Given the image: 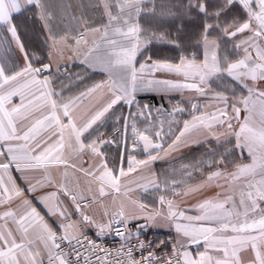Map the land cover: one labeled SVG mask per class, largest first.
Masks as SVG:
<instances>
[{
	"label": "snow or ice",
	"instance_id": "6c2138e0",
	"mask_svg": "<svg viewBox=\"0 0 264 264\" xmlns=\"http://www.w3.org/2000/svg\"><path fill=\"white\" fill-rule=\"evenodd\" d=\"M149 2L152 3L149 11L156 15V0ZM97 6L107 22L102 28L84 23V31L72 36L74 45H70L68 32L58 35L54 30V16L45 0H0V50L18 49L24 61L6 68L0 60V264H93V256L96 264H107L100 253L107 257L111 252L89 238L85 226L96 229L97 239L112 232L121 237L124 243L115 251L125 259H114L112 264H264V0H188L187 4L176 8V12L182 18L195 10L202 19L196 44L170 41L181 49L182 54L175 61H154L148 57L138 68L136 57L142 49L153 41L168 40V34H149L140 27L139 17L145 11L146 0H97ZM159 7L161 17L176 14L165 4ZM28 10H34L33 15L42 26L48 51L44 59L29 52L14 23L17 16ZM181 30L177 28V32ZM89 34L100 35L101 42L90 43ZM61 44L70 47L75 56H82L81 63L88 68L100 66L108 79L94 83L76 96L65 97L66 86L63 82L56 83L61 65L53 64L52 55L60 51ZM229 44L237 56L242 53L241 58H229L226 51ZM189 48L195 51L185 54L189 53ZM63 66L67 68L66 64ZM145 73L177 77L150 79L149 87L162 86L165 91L190 90L214 103L202 108L189 99L191 119L183 121L178 134L170 133L174 136L170 143L162 140L163 121L161 128H153L154 135L149 136L148 129L139 131L135 124L137 117L153 119L149 106L141 108L135 100ZM225 78L235 82L230 90L232 97L236 96V87L247 95L230 98L226 94L228 89L218 91L214 84ZM98 92L102 93V98L89 110L87 119L78 123L75 110ZM13 97L20 98L19 105L12 103ZM121 102L140 109L118 118L124 123L125 145L131 120L132 150L142 144L147 157L137 160L130 154L127 171L123 167V156L119 168L115 167V161L109 166L103 148L115 141L99 134L103 118ZM241 106L248 113L242 119ZM184 111L179 105L174 106L172 112L156 110L158 115L167 116ZM193 130H203L205 135L218 140L229 135L235 138L234 148L218 154V159L214 154L210 161L182 165L184 178L164 181V192L171 190L173 196L188 197L212 187L214 181L223 180V184L215 185L223 192L198 202L199 215H186V209L180 208L175 200L166 201L164 195L159 196V203L166 204V213L148 211L145 205L138 204L139 213L129 214L122 203L117 211L103 212L99 221L86 214L88 204L99 202L98 197L110 196L113 192L119 194L125 178L148 169L153 161L161 158L160 152L167 154L185 145L184 138ZM235 149L241 153L239 163L227 158L234 155ZM245 150L250 163H244ZM205 163L216 170L205 176L202 171ZM231 165H235L234 170L228 171ZM13 168L22 173L21 179L31 175L24 188L12 178ZM61 168L63 180L52 174V169ZM69 170L74 181L68 180ZM193 172H199L204 180L184 187ZM150 175L154 178L146 179L143 184L137 182L138 186L144 191L150 187L161 191L156 174ZM80 177L85 178L86 187H81ZM237 184L240 187L238 203L234 196ZM93 186L95 192L86 197L85 190L93 192ZM178 187L183 190L177 191ZM25 192L31 194L30 197ZM16 200L19 204L13 207ZM34 200L49 219L55 220V227L41 214ZM72 207L79 220L71 219ZM157 217L174 225L178 234L171 255L157 257L148 251L152 242L145 244L140 239L145 225L137 226L134 237L128 229L131 220L143 219L147 224L155 222ZM133 238L135 246L131 243ZM192 245L196 246L195 255L188 250Z\"/></svg>",
	"mask_w": 264,
	"mask_h": 264
},
{
	"label": "crops",
	"instance_id": "0c3cea01",
	"mask_svg": "<svg viewBox=\"0 0 264 264\" xmlns=\"http://www.w3.org/2000/svg\"><path fill=\"white\" fill-rule=\"evenodd\" d=\"M147 4H149V0H146ZM45 4L48 10L53 13L54 16V30L58 35H63L65 32L69 33V44L74 45V41H72L71 37L76 35L80 31H84V23H87L91 27H103V25L107 22L106 17L103 15L100 7L97 6V0H45ZM34 10L25 11L22 16H17L14 20V23L18 25V30L21 34L22 40L25 42V45L30 53L35 54V56L44 59L48 55L47 47L44 43V35L42 34V26L36 21L35 16L33 15ZM148 11L145 10V13ZM143 15V13H142ZM141 17V16H140ZM139 17V18H140ZM144 19H147L145 17ZM140 20V19H139ZM141 26V25H140ZM88 39L91 41L95 40L97 42H101L100 35H91L89 34ZM149 45V44H148ZM7 48V45H4ZM14 47V46H13ZM148 47V46H147ZM142 49V51L136 57V66L139 67L140 63L145 62L148 57H151L154 61H175L182 53L173 56L162 55L164 50L156 49L152 50L149 53L148 48ZM223 47V46H222ZM59 52H53V64L59 63L61 65L60 72L56 79V83L59 84L61 82L64 83L65 91L64 96H76L81 91H84L87 87L92 86L94 83H98L108 79V74L102 70L100 66H96L94 68H88L86 65L81 63L82 56H75L70 47H67L63 44L59 45ZM83 51V49H81ZM195 49L189 51L190 54ZM227 55L230 59L235 60L241 58L237 56L235 51L232 49L231 44L227 45ZM157 52V57H154L152 53ZM254 55V53H253ZM63 57L62 59L60 57ZM19 58V59H17ZM0 60L4 63L6 68L15 67L17 64H23V56L19 52L18 49L9 50L4 52L0 50ZM45 62L47 60L45 59ZM151 62V61H149ZM67 65L65 68L63 65ZM53 71H55V67H53ZM67 72V76L65 75ZM79 75V79L77 76ZM150 79H177L174 75L164 74V73H156L154 76H150L145 73L140 80V84L142 85L141 89L135 93V100L137 104L142 108L147 105L152 111L153 119L145 120L144 117H137L135 120V124L139 131H144L148 129L146 134L149 136H153V128L159 130L161 128V121H163V131H162V140L168 143L171 142V139L174 136H171L170 133L178 134L177 129L183 127L184 120H190L191 117L189 115V111L191 109V105L189 103V99L192 100L193 103H199L201 107L205 105H209L214 103L208 97L198 96L196 93L190 90H184L183 92L179 91H165L162 86L153 85L151 87L147 86V81ZM230 78H225L223 82H230ZM234 83V81H231ZM23 83V82H21ZM214 87L219 90H224V88L219 87V85L214 84ZM59 91V88H57ZM230 98H239L241 95L246 96L247 92H241L238 87H236V96L232 97L230 92H227ZM102 98V93H96L90 99H85L82 104L78 106L76 111V119L77 122H83V120L87 119L89 110L92 108L94 104H96ZM151 99L152 102L148 103L147 100ZM255 99V97H253ZM12 103L14 105L20 104L19 97H13ZM179 105V107L184 108L185 111L180 114H176L175 116H167V115H158L156 110L160 109L162 112H172L174 106ZM241 119L247 115L245 111H243V106H241ZM140 109L136 106H129L121 102L114 106V108L106 114L103 118L101 125L99 127V134H102L103 137L108 140L107 135L110 130L119 126L122 129V133L117 137L114 143H110L103 148L106 156L109 160V166L112 167V161H115V167L119 168L121 166V156H123V167L125 171H127V161L129 155H133L137 160L146 159V155L143 153L142 144L140 147H137L135 151L132 150V141L133 134L131 130V124L133 121L129 120V127L127 129V144L125 145L124 134L125 128L123 120H118L119 117H127L129 112L136 113ZM211 110V109H210ZM179 121L176 125L171 124L173 121ZM66 122V121H65ZM219 131L223 132V129ZM187 143L181 146L176 151L168 152H160L158 155L161 157L150 165L148 169H145L142 173L138 170L135 173L130 174L127 178H125L123 182V186L121 188V192L119 194L112 193L110 196L98 197L99 202H94L88 204L86 208V214L93 217L97 221L101 219L102 213L107 211L112 213L117 211L121 204L123 203L125 211L129 214L139 213L138 204H143L147 208L148 211H163L167 212V206L161 205L159 203V196L164 195L165 200H175L179 203L180 208L186 209V215L196 216L199 215V210L196 208L198 202L203 199L213 198L217 193L223 192V189L216 187L217 183L223 184V180L214 181L213 186L210 188H206L202 190L199 194L183 197V196H173L172 191L169 190L167 192L163 191L164 181L167 179L168 181L176 180L180 181L184 178V173L181 172L182 165H191L198 162H207L211 160V157H205L208 155V152H212L214 148H221L223 153H225L226 149H233L235 145V138L231 135L229 136H221L220 139H216V137L212 135H205L203 130H193L191 134L187 135L184 138ZM227 141V142H226ZM244 158V163H250V158H248L247 150L242 154ZM241 157V153L239 149H235L234 155H228V160H236L237 163L240 162L238 158ZM85 161H88V156L84 157ZM218 159V157H217ZM87 166V164H85ZM235 165H231L227 170L233 171ZM214 167L209 168L208 164L205 163L202 171L205 176L210 171H215ZM63 168L59 171L56 169H52V174L57 177V179L63 180ZM150 173H155L156 178L160 181L161 191H156L154 188H149L148 191H144L143 188L138 186L139 184H143L146 179L150 180L154 177L150 175ZM12 178L16 181L17 185L21 188L26 186V180L31 179V175L25 176L24 179H21L22 173L16 171L14 168L11 172ZM79 175V174H77ZM4 179L7 181L8 177L5 174ZM74 177L69 170L68 180L74 181ZM204 180L199 172H193L191 180L186 181L184 187L188 185H195ZM138 182V183H137ZM81 187H86V180L83 177H80ZM71 186V184H70ZM131 191H128V189ZM234 196L238 203L239 201V192L240 187L239 184L234 186ZM177 191H182L183 188L178 187ZM95 192V186H93V192H87L85 190L84 194L86 197H91ZM26 196L31 194L25 192ZM133 201L137 203L134 204ZM33 203L36 204L38 210H40L42 215H45V219H48L49 223L54 227L56 226V222L54 219H49L44 212V209L41 205H39L35 200ZM71 204V201H68ZM19 204V200L14 201L13 207ZM227 207V206H226ZM73 215L71 216L72 220H79L80 217L77 213H75L74 207L71 208ZM143 215H146L144 213ZM183 223H187V221H183ZM145 225L143 229H141L140 234H144L147 236H152L155 240V244L157 247H168L169 243L167 242V237L171 236L173 242H176L178 239V234L175 230L174 225H170L167 220L162 219L161 217H157L155 222L145 223L143 219L139 220H131L128 223V229L135 234L136 228L138 225ZM94 231L96 233V229L94 227L85 226L84 231ZM161 241H164L161 244ZM192 251L193 255L196 252V246L192 245L189 249ZM200 250H203L201 247Z\"/></svg>",
	"mask_w": 264,
	"mask_h": 264
},
{
	"label": "trees",
	"instance_id": "16d2710c",
	"mask_svg": "<svg viewBox=\"0 0 264 264\" xmlns=\"http://www.w3.org/2000/svg\"><path fill=\"white\" fill-rule=\"evenodd\" d=\"M186 1V0H184ZM157 12V11H156ZM160 12H157L156 15H153L150 11L147 13H143V18L147 17V20H143V18L140 21V27L145 32L151 34L156 33L157 35L164 33L168 34V40H156L153 41L148 45L149 53L152 52V50L160 49L167 51L171 55H176L181 53V49L174 46V43L170 41H175L177 43H180L181 45H195L197 42L198 34L201 32L200 25L202 24V19L198 18L196 14L193 15H187L183 16L181 18V14L177 13L172 16H163L161 17L159 15ZM175 13V12H174ZM151 18L153 20H151ZM143 20V21H142ZM149 21V22H148ZM151 22V24H150ZM177 28H181L182 30L180 32H177ZM177 37L180 39L177 40ZM194 48H189V51ZM209 154L205 157L209 156L212 158L214 154H217V157L219 158L218 154L223 153V150L221 148H214L212 152H208Z\"/></svg>",
	"mask_w": 264,
	"mask_h": 264
},
{
	"label": "built area",
	"instance_id": "2783aa9c",
	"mask_svg": "<svg viewBox=\"0 0 264 264\" xmlns=\"http://www.w3.org/2000/svg\"><path fill=\"white\" fill-rule=\"evenodd\" d=\"M147 102L151 103L152 100L149 98L147 100ZM121 133H122V129L119 126H115L110 130V132L107 135V138L110 141H115ZM121 230L123 231L124 229L122 228ZM85 233L89 238L96 240L97 243L102 246V248L107 249L111 252V255L107 256V257L104 256L103 252L100 253L102 259L107 261V264H112V261L114 259H120V260L125 259V257L122 254H117L115 251L116 249L121 248V246L123 245L124 242L121 239V237L116 236L114 232L109 233L100 239H97L96 233L94 231L88 230ZM134 236H135V234H133V237ZM140 239L142 241H144L145 244H147L148 242H152V247L150 249H148V251L154 252L157 257H162L165 255H171V249L173 247V244H172L173 239L171 236H168L166 238L167 242L169 243V246L168 247H162V248L157 247V245L155 244V240L152 236L140 234ZM131 243L133 246H135L136 245V239L133 238ZM81 251L83 253V249H81ZM148 251H146L144 253L145 256H147ZM136 255H137V258H139V253H136ZM92 261H93V264H96V260H95L94 256L92 257ZM82 264H83V262H82Z\"/></svg>",
	"mask_w": 264,
	"mask_h": 264
},
{
	"label": "rangeland",
	"instance_id": "374dc122",
	"mask_svg": "<svg viewBox=\"0 0 264 264\" xmlns=\"http://www.w3.org/2000/svg\"><path fill=\"white\" fill-rule=\"evenodd\" d=\"M180 0H156V4H157V8H156V11L157 12H160V7H159V5H161V4H168V5H173L174 6V4L175 3H178ZM187 3L188 2V0H186V1H184V3ZM180 4H182V2H180ZM177 4H175V6H176ZM149 4H147V2H146V8H145V10L146 11H148L149 12ZM144 13H145V11H144ZM193 14H196V11H192L189 15H193ZM143 18V16L141 15V17L139 18L140 20H139V24H140V21H141V19ZM143 20L145 21V20H147V19H144L143 18ZM142 20V21H143ZM151 20H153L152 18H151ZM149 22V21H148ZM150 24H151V22H150ZM162 55H166L167 57L169 56H173V55H171L170 53H168L167 51H164V53H161ZM152 55L154 56V57H157V52H155V53H152ZM175 119H173V121L171 122V124H174V125H176L177 123V121H174Z\"/></svg>",
	"mask_w": 264,
	"mask_h": 264
},
{
	"label": "flooded vegetation",
	"instance_id": "af4514ba",
	"mask_svg": "<svg viewBox=\"0 0 264 264\" xmlns=\"http://www.w3.org/2000/svg\"><path fill=\"white\" fill-rule=\"evenodd\" d=\"M180 2H182V4H187L186 2L184 3V0H180L178 3H175V4H177L176 6H175V4H174V6L173 5H168L167 4V6L168 7H170V8H172V11L173 12H175L176 13V8H178V7H180L181 6V4H180ZM157 3V2H156ZM149 8L151 9L152 8V3L150 2L149 3ZM166 5V4H165ZM195 11V10H194ZM178 13V12H177ZM231 18V17H230ZM217 84L219 85V87H221V88H224V89H228L229 91L228 92H230L231 93V89L235 86L234 85V83L233 82H223V81H217Z\"/></svg>",
	"mask_w": 264,
	"mask_h": 264
}]
</instances>
